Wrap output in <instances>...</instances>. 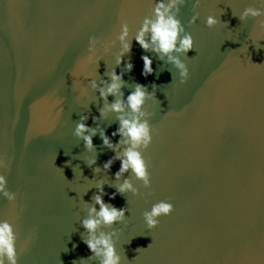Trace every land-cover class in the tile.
Listing matches in <instances>:
<instances>
[{"label":"water","instance_id":"water-1","mask_svg":"<svg viewBox=\"0 0 264 264\" xmlns=\"http://www.w3.org/2000/svg\"><path fill=\"white\" fill-rule=\"evenodd\" d=\"M193 2L177 16L193 39V50L181 57L184 83L134 39L124 57L134 66L123 72L125 97L136 84L149 92L156 86L143 108L152 130L142 152L150 186L134 181L138 195L109 200L119 162L105 173L114 153L98 133L91 152L73 133L81 117L109 136L117 123L111 115L92 122L103 101L83 77L99 86L113 69L123 71V63L115 65L118 42L107 53L101 45L115 39L121 23L132 39L154 0H0V159L6 165L0 174L16 196L14 205L0 198V219L13 222L17 264H98L87 261L80 226L95 206L97 183L106 204L127 210L123 224L104 229L118 232L122 264H264V33L257 21L238 18L259 5L199 0L193 9ZM194 14L199 18L190 24ZM209 15L218 20L211 29L204 23ZM90 39L99 42L92 62ZM141 55L153 61L147 79L140 75ZM162 201L173 211L148 230L143 213Z\"/></svg>","mask_w":264,"mask_h":264},{"label":"clouds","instance_id":"clouds-1","mask_svg":"<svg viewBox=\"0 0 264 264\" xmlns=\"http://www.w3.org/2000/svg\"><path fill=\"white\" fill-rule=\"evenodd\" d=\"M187 0H154V6L151 9V16L145 17L130 39V32L127 23H121L119 34L111 42H105L101 45L104 52L107 53L115 43L119 44V52L115 56L116 68H120L123 63V71L117 74L115 69L107 73L108 79L102 80L98 86L91 75H85L83 78L89 80L90 88L98 93L99 99L103 101V107L99 111V117L93 118V123L98 119H107L110 115L115 118L117 128L106 135L103 129H92L86 126L85 117H81L77 123L74 136L83 141L86 151H93L94 145L92 138L99 135L102 147L113 152L114 155L108 159L102 166L103 171L108 173L114 162H119V169L114 173L113 185L115 191L108 196L109 200H114L116 196L124 197L125 194L131 193L132 196L138 195V190L134 187V181L139 182L144 188L150 186L147 166L142 156V152L148 148L151 143V128L148 123L149 113L143 110L145 102L155 98L156 86H152L149 92L147 87L136 84L131 92L125 97L122 89L125 81L123 72H131L133 64L125 61L124 57L130 54L132 41L144 53H151L165 63L172 65L178 73L180 83H184L188 77V69L181 59L187 57V54L193 50V39L191 35L185 32L184 27L177 19L180 8L184 7ZM259 7H246L238 16L241 23L248 19L257 21L256 27L264 33V0H257ZM193 9L199 7V0H194ZM198 14H194L189 23H195ZM205 27L214 28L218 20L216 17L209 15L205 18ZM252 42V41H251ZM259 41L252 42L253 45L260 47ZM99 42L89 40V57L93 61L96 53V46ZM142 61L141 77L147 79L153 75L152 59L149 55H141ZM100 59L96 60L97 68ZM81 95L84 90L81 89ZM113 100L109 103L108 98ZM119 137L116 143L113 139ZM95 159L87 160V166L93 168L95 173L101 171L100 168L94 167ZM6 165L3 159H0V170L5 169ZM127 174V176H126ZM130 174V175H129ZM123 179L122 182L121 178ZM98 194L93 197L94 205L87 210V218L81 220L80 226L84 229L85 236L82 243L87 247L89 253L87 261L96 260L98 264H122V257L117 253L115 241L118 238L117 231L105 232L104 229H110L114 224H123L125 222V208H116L113 205L104 202L103 184H96ZM0 198L6 200L9 204L15 202L16 196L6 188L5 176L0 174ZM173 211V206L167 202H159L152 205L149 211L143 213V222L148 230L157 227L159 218L167 217ZM32 240V234H29L21 246L24 251ZM17 235L13 228V222L8 219H0V264H17ZM75 247V245L73 246ZM141 249H137L139 251ZM80 264H86V260L81 259Z\"/></svg>","mask_w":264,"mask_h":264}]
</instances>
